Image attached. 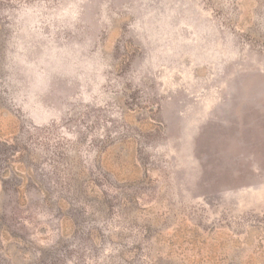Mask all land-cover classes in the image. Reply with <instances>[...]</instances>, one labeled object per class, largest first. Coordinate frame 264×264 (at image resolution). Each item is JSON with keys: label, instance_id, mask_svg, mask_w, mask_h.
Listing matches in <instances>:
<instances>
[{"label": "rangeland", "instance_id": "1", "mask_svg": "<svg viewBox=\"0 0 264 264\" xmlns=\"http://www.w3.org/2000/svg\"><path fill=\"white\" fill-rule=\"evenodd\" d=\"M0 264H264V0H0Z\"/></svg>", "mask_w": 264, "mask_h": 264}]
</instances>
